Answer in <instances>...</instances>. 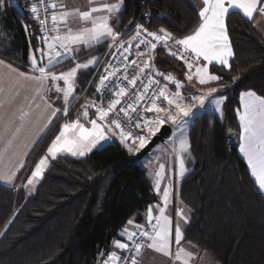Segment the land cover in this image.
<instances>
[{"label":"trees","instance_id":"16d2710c","mask_svg":"<svg viewBox=\"0 0 264 264\" xmlns=\"http://www.w3.org/2000/svg\"><path fill=\"white\" fill-rule=\"evenodd\" d=\"M138 2L123 0L114 24L120 35L134 23ZM200 9L199 0H153L148 29L181 39L198 27ZM25 14L39 35L33 14ZM9 23L24 38L19 21ZM226 27L233 58L229 67L210 66L221 77L215 86L225 98L223 118L205 112L189 129L190 172L178 189L190 217L184 240L214 264H264V194L233 138L240 130V94L264 96V35L238 12L229 14ZM153 58L157 71L187 79L186 67L166 50ZM16 188L0 184V264H102L128 221L158 201L135 154L120 144L84 158H57L31 196Z\"/></svg>","mask_w":264,"mask_h":264},{"label":"snow or ice","instance_id":"6c2138e0","mask_svg":"<svg viewBox=\"0 0 264 264\" xmlns=\"http://www.w3.org/2000/svg\"><path fill=\"white\" fill-rule=\"evenodd\" d=\"M40 4L43 5L44 0H40ZM88 4V10H81L79 8L69 9L62 3V0H49L44 11L47 13L49 8L53 9V11L50 17L45 16L44 19L40 18L38 6L33 4L31 12L34 18L43 26L41 30H45L47 27L45 21L50 18L52 26L47 30L55 33V35L42 38L43 42L47 45V52L38 50L40 51L41 58H38L35 54L30 56V72H20L18 69L12 68L10 64L6 66L10 71L16 72L17 76L23 77L27 81H34L38 85L36 88L37 95L40 96L46 108L51 109L52 118L56 117L57 113L61 111L65 116L68 115L67 105L69 98L75 90L78 71L94 65L97 63V59L93 57L87 60L86 63H76L68 71H60L59 73L51 69L65 58L76 60L77 56L75 54L82 51L84 47L91 48L93 45L101 43L104 39H111L113 42H116L117 37L120 35L119 30L113 26V18L116 21L119 20L120 16L117 14H122L123 0H117L115 3L109 2V0H88ZM202 4L203 6L198 12L200 23L190 35L176 39L172 33L166 31L164 28L159 29V32H152L148 31L141 24L133 26L135 28V36L132 37V40H139V44L136 45L137 48L140 45L147 46L149 53L156 49L157 43L168 47V42L172 41L177 51L170 50L169 54L182 60L184 65H186L188 69L185 73L187 80L192 81L195 78L199 84L204 85L217 82L221 79L218 75L210 74L208 65L215 62L222 66H229V58L233 56L227 35L226 16L231 11L236 10L242 12L250 20L253 18L254 13L258 12L264 15V0H202ZM58 8L63 10L56 11ZM72 19L80 22L78 28L74 29L71 26L70 20ZM142 33L145 36L142 37ZM131 43L132 41L128 42L129 48H125L123 44H120V48L124 52H128ZM45 55L47 56L46 64L42 61V57ZM121 55L123 56V53ZM137 55L139 56L141 53H137ZM123 59L127 60V56H123ZM152 59L153 57L149 55L148 59L142 62V67L137 65L140 73H144L145 69L151 68L154 76L162 77L165 81L173 83L176 89L179 90L184 87L173 75H165L157 71L154 65L150 64ZM131 63L136 64L137 62L132 61ZM2 64H4V61L0 60V65ZM105 71L107 75L99 78L97 92L105 88V82L116 76L121 69L113 68L109 64L105 68ZM123 80H126L129 85L135 87L139 76L133 75L129 79L127 74H123ZM61 82L63 83V87H61ZM154 85L157 88L148 98L149 106L145 110L157 115L152 120H144L143 127L147 129L150 135H154L167 122H171L176 126L180 134L179 148L177 150L179 174L183 176L185 167L182 154L188 151L189 144L187 138L184 137L181 125L187 123L184 118L189 117L193 113V108L197 104L203 107L206 99L218 90L212 88L201 95L193 96V103H185V98L181 95L180 91L171 92L167 84L160 87V81L152 78L150 75L148 82L143 84V91L136 96V100L138 102L144 101L149 89ZM52 90L57 94H63L64 104L62 108L53 107L47 98V93ZM127 95V88L119 87L114 93L115 98L109 102L107 108L91 103L90 107L95 108L96 118L94 119H88L89 112L88 108L85 107L81 116L90 124V127H86L81 122L80 117L74 121L65 122L59 129V134L55 136L50 146L47 147V154L39 158L38 162L35 163L34 170L31 171V176L27 179L25 187L34 185L43 176L48 166L49 158L55 159L57 158V154L62 152L70 153L73 156H84L100 144L101 141L110 138L109 134H118L120 142L125 145L129 152L138 151L140 148H143L147 142L145 136H134L131 131H125L118 119L109 118L110 113L114 112L117 109V105L121 103V98ZM165 102L166 106H164ZM220 103V100L216 101L218 110ZM240 104L241 108L237 109L241 128L240 152L247 160L250 174L258 185V189L264 192V96L257 95L254 91H246L240 94ZM129 110L136 111V108L132 104L119 108V112L123 113L125 117H128ZM161 113L164 115H160ZM27 115L28 113L26 112L22 113L21 119ZM51 122L50 118L48 123L50 124ZM135 127L140 128L141 124L138 122L135 124ZM137 141H139V145L137 148H134L133 145ZM23 167L24 165L20 164L16 171ZM163 173L164 165H160V170L155 173L157 178L155 188L158 193L160 192V181L163 178ZM15 176V171L10 174L0 172V180L6 183H12ZM170 199L171 185L163 189V206H157L159 214L153 216L151 207L147 210V228L143 225H136L138 233L136 231L129 232L127 229L123 230L121 234L127 235V239L132 241V248L129 247L128 243L114 242L115 247L118 249L128 251H133L134 249V255L122 257L113 251L107 254L102 264H139L137 257L145 247L170 257L173 264H192V260L194 259L193 253L181 245L183 232L179 220L173 226L172 218L166 214ZM177 216L187 222L183 209L177 210ZM153 221L155 222L153 223ZM128 223L132 224L133 221L129 220ZM134 237L137 239H134ZM173 237L175 244L174 252L172 250ZM138 239L139 242H137ZM101 255L104 254L102 253Z\"/></svg>","mask_w":264,"mask_h":264},{"label":"crops","instance_id":"0c3cea01","mask_svg":"<svg viewBox=\"0 0 264 264\" xmlns=\"http://www.w3.org/2000/svg\"><path fill=\"white\" fill-rule=\"evenodd\" d=\"M9 1L10 0H0V60L4 61V64L0 65V172H3L5 174H10L11 172L15 171L16 176H15V179L12 181V183H6L0 180V184L9 186V187H15L16 185L19 184L18 182H20L19 180L21 176L24 175V172L27 170L29 166L28 165L29 160L31 159L32 155H34L35 153L34 150H36L39 147L38 145L42 142L44 138L46 139L48 134H51V139L49 143L43 149L39 157L41 158L45 154L47 147L50 146L51 141L55 138L56 135H58L59 130L56 131L57 127H59L65 119L67 120L66 122H68L71 118H73L74 116H77V118L80 117L81 122L84 123L85 126L86 125L90 126V124H88L87 121L81 116V113L84 111L85 107H81L73 113L71 110L72 108L68 109L67 116H65L63 112L61 111L57 113L56 117L52 118L51 109L46 108L44 102L40 99V96L37 95L36 88L38 87V85L34 81H27L23 79V77L17 76L16 72H12L6 67L7 65L10 64L12 68L18 69V71L20 72H30V66H29L30 49L31 47H33V49L36 51V47H38L39 45V42H38L39 35L36 34V31L33 28V23L28 24L26 20L24 19V16L26 15L25 10L29 12L30 17L32 15V12H31L32 0H14L15 5L10 4ZM86 1H87V6L89 7L88 0ZM199 1L201 3V8H202L203 6L202 0H199ZM109 2L115 3L117 2V0L116 1L109 0ZM122 11H123V8H122ZM232 12H238L243 17H245L242 14V12L238 10L231 11V13ZM117 15L120 16L121 14L118 13ZM228 16L229 15L226 16V20ZM13 18L17 19L20 25L22 26L23 31H24V38L19 37L15 32H13L12 29H10L9 19L13 20ZM245 18L253 22L256 29L261 34L264 35V15H261L260 13L257 12V13H254V16L251 20L248 19L247 17ZM32 19L34 21L33 17ZM226 20H225V23H226ZM115 22L116 20L113 18V26ZM34 25H36L35 22H34ZM156 32H159V31H156ZM227 35H228V32H227ZM108 40L110 39H106L105 41H108ZM169 42H172V41H169ZM229 42H230V39H229ZM24 45H26V48H27L26 54L25 52H23ZM99 48L100 47H96L95 49L94 48L90 49L92 51H89L88 53H86L87 47L82 48V51L84 50L86 51L81 58L78 57L77 55L80 54L82 51L75 54L77 56V59L73 60L75 63H77L80 60L86 59L89 55H94V56L96 55L95 56L96 59L98 57L97 63L90 66L86 70L85 69L81 70V73H80L81 78L79 79V81L84 80L83 81L85 82L84 86L86 85L88 79H90V77L92 76L93 72L95 71L96 66L99 63V60L101 57V52ZM232 58L233 56L229 58V63ZM147 59L148 58H145L141 61L140 67L143 66L142 62ZM150 64L154 65V58L150 61ZM211 65L222 66V65L216 64L215 62H213V64ZM211 65H208L209 72H210ZM224 67H229V66H224ZM51 70L56 72V70L58 69H51ZM184 82H185V87H186L185 89L187 91L186 94H188L189 98H192L193 96L201 95L205 92H208L212 88L217 89L215 86L216 82H211V83L201 85L196 81L195 78L192 81H188L186 79ZM81 84H79L77 89H75L73 98L78 96V94L84 88L83 86L81 89H79V86ZM183 95H185V92L183 93ZM55 96H56V93H54V90L49 91L47 93V98L52 103L53 107L62 108L64 103H61L58 97H55ZM217 100L221 101L219 105V110L217 109V104H216ZM224 102H225V98L223 96L218 95L216 91L212 94V96L206 99L205 105L203 107H200L197 104V107L193 108V114H195L196 112L197 113L196 115L192 114L193 116L192 118H190L189 129H190L193 119L196 116L202 113H205V112H212L215 114V116L219 120H222ZM164 106H166V102ZM240 108H241V104H240L239 109ZM25 112L28 113V115L25 116L23 119H21V114ZM88 112H89L88 119L96 118L95 112H93L90 108H88ZM69 116H71V118H69ZM237 116H238V122H239L238 112H237ZM50 118L52 122L49 124L48 121ZM61 118H64L62 120V123H59V125H57V127L51 133V129L55 126V124ZM45 125H47V127H45ZM170 126L172 128V133H173L174 127L171 124ZM240 133H241V128L238 132L233 133V138L236 140L235 142L237 143L238 153L240 157L247 165L246 158L240 152V147H239L241 144ZM86 154L88 155L90 153L87 152ZM59 156L57 158H60ZM66 156H69V155H66ZM57 158L55 159L50 158L49 166ZM20 164H23L24 167L19 168V170L16 171ZM248 170L250 172L249 168ZM152 188L154 190L153 185H152ZM262 193L264 194V192ZM173 198H174V195H173ZM158 203H159V198L156 203L150 206L152 208L153 216H157L159 214L158 207H157L159 206ZM147 210L141 213L140 215L133 217L131 219L133 223L132 224L127 223L124 229H127L129 232H133L137 230L136 225H142L143 223L147 222ZM121 238H122L121 242L123 243H125L128 240L127 235H123V237ZM146 248L147 247L143 248L142 252ZM115 251L118 255H120L122 250L116 248ZM194 253L197 255L199 259L201 258L205 259L206 257V255L200 252L198 249L194 250ZM138 257H137V260H138ZM202 259L201 261L205 262ZM205 263L208 264L207 262Z\"/></svg>","mask_w":264,"mask_h":264},{"label":"rangeland","instance_id":"374dc122","mask_svg":"<svg viewBox=\"0 0 264 264\" xmlns=\"http://www.w3.org/2000/svg\"><path fill=\"white\" fill-rule=\"evenodd\" d=\"M114 1H116V0H114ZM9 2H10V4L15 5L14 0H10ZM62 3L64 5H66L67 8H69V9L79 8L81 10H88V6H87V1L86 0H62ZM62 10L63 9H60V8L56 9V11H62ZM70 23H71V26L74 29L78 28L80 26V22L78 20H75V19L70 20ZM38 40H39L38 41L39 45H38V47H36V51L33 49V47H31L30 56L35 54L38 58H41L40 51H38V50H43L44 52H47V45L40 38H38ZM105 40L106 39L102 40V42L105 41ZM101 43H99V44H101ZM99 44H95L91 48H87L86 50L88 51L90 49L96 48ZM86 50L82 51L77 56L81 58L84 55ZM95 56L94 55H89L86 59L80 60L77 63H86L87 60L92 59ZM97 59H98V57H97ZM42 61H43L44 64L47 63V56L46 55L44 57H42ZM75 64L76 63L73 60H69L68 58H65V59H63L61 61V63L55 65V67L52 68V69H58V70H56V73H59L60 71H68L71 67H74ZM59 65H60V67H59ZM68 65H70V66L66 67ZM81 70L78 71V73H77L75 89H77L78 85L81 84V82H82V84L79 86V89H81L84 86V83H85V82H83L84 80L83 81H81V80L79 81V79L81 78V74H80ZM88 81H89V79H88ZM180 82L184 85L183 88L179 89L181 95L185 98L184 102L185 103H193L192 98H189L188 94H186L187 91L185 89L186 88L185 87V82L184 81L183 82L180 81ZM85 86H84V88H85ZM61 87H63V83L62 82H61ZM74 92H75V90H74ZM74 92H73V95L69 98V103L67 105L68 109H71L73 107V104L76 101V97L77 96L75 98H73L74 97ZM184 92H185V95H183ZM55 97H59L58 99L60 100V102L64 103L63 102V94L62 93H59V94L56 93ZM196 107H197V105H196ZM196 113L195 114L192 113V114L196 115ZM192 114L189 117L184 118L187 121V123H184V124L181 125L182 130L184 132V137L187 138V141H188V144H189L188 151L182 154L183 155V159H184V167H185V172H184L183 176H181L179 174V160H178V155H177V150L179 148L180 134H179V131L176 129V126L173 125L171 122H167L164 125H170V124L173 125L174 131H173L172 135L169 138H167L164 142L159 143L148 155H146L145 157H143L141 159H137L138 166L146 171V176H147L148 180L150 181V183H152V185L154 187L155 193L157 194V196L159 198V203H158L159 206H163V202H162L163 189L165 187H168L169 185H171V199H170V203H169V205L167 207L166 214L169 215L172 218L173 226H175L176 221L179 220L180 227H181V230L183 232V236H184V232H185V230H186V228H187V226L189 224L190 217H189L188 209L186 207H184L178 200V189H179V186H180V183L182 182V180L190 172L189 161H190V156L191 155H190V139H189V125L190 124L189 123H190V118H192V116H193ZM160 115H163V114L161 113ZM63 119L64 118H61L55 124V126L51 129V133H52V131H54V129L57 127V125H59V123H62ZM76 119H77V116H74L68 122L74 121ZM66 121L67 120L65 119L63 121V123L59 127H57L56 131H58L60 129V127ZM164 125H162L160 127V129ZM87 126H89V125H86V127ZM152 126L154 127V125H152ZM158 131H156L155 134ZM154 135H150L147 130L145 131L144 136L146 137V140H147L146 144L152 139V137ZM109 136H110V138H108V139H106L104 141H101L100 144H98L95 148H93L88 153H92L93 151L101 149L104 146L109 145V144H120L123 148H125L128 151V149L125 147V145L120 142L118 134L117 135L109 134ZM50 139H51V134H48L46 139L44 138L42 140V142L38 145L39 147L36 150H34V152H35L34 155H32V157L30 156L31 159L29 160V164H28L29 166H28L27 170L24 172V175L21 176V178L19 180L20 182H18L19 184L16 185V187H17L16 188V192H20V190L22 189L23 192L25 194H27V196H31V195H33L35 193L38 185L41 183V181L44 178L45 174L49 170V167H50L49 166V162H48L47 168L45 169V171L43 173V176L37 182H35L34 185L27 186V187H25V185H27V179L31 176V171L34 170L35 163L38 162L39 157H40L43 149L47 146V144L49 143ZM146 144H145V146H146ZM138 145H139V141L135 145H133V147L137 148ZM141 149L142 148H140L138 151H133V152H129L128 151V152L131 153V154H135V157H136L137 153ZM32 154H33V152H32ZM46 154H47V150L45 151L44 155H46ZM57 155L58 156L61 155L59 157H72V158H78V157L79 158H84V157L87 156V154H85L84 156H79V155L73 156L70 153H66V152H62L61 154L58 153ZM66 155H69V156H66ZM160 165H164V173H163V178L160 181V192L158 193L156 188H155L156 179H157L155 173L160 170ZM109 183H110V180L107 182V184H109ZM173 195H174L175 199L173 198ZM173 199H174V201H173ZM178 209H183L184 216L187 218V222H185L183 219H180L177 216V210ZM123 230L120 232V236L121 237H123V235L121 234L123 232ZM181 245L183 247H185L186 249H188L190 252L193 253L194 259L192 260V264H206L205 262H207L208 264H214L207 257H205V259L201 258L205 262L201 261V259H199L197 257V255L194 253V250H197V249L193 245L186 243L184 241V237H183V240L181 241ZM113 246H114V248L116 250L115 243H114ZM172 250H173V252L175 251L174 237H173ZM138 261H139V264H173V261H172V259L170 257L165 256V255H163L161 253H157L154 250L149 249V248H146L139 255Z\"/></svg>","mask_w":264,"mask_h":264},{"label":"built area","instance_id":"2783aa9c","mask_svg":"<svg viewBox=\"0 0 264 264\" xmlns=\"http://www.w3.org/2000/svg\"><path fill=\"white\" fill-rule=\"evenodd\" d=\"M139 2V9L136 19L132 26L122 35L117 37L116 42H113L111 39L103 44L99 50L101 52V57L99 60L98 65L95 68L92 76L90 77L89 81L87 82L85 88L78 94L76 97V101L72 107V113L78 110L81 107L90 108L93 112H95V108L90 107L91 103H95L97 105H102L103 107L107 108L109 102L114 99V93L118 90L119 87H125L128 90V95L121 98V103L117 105V109L110 113V119H118L121 123V126L125 129V131H131L134 136L143 135L144 132L147 130L143 127L144 120H152L157 114L153 112H147L145 109L149 106V97L152 95L153 91L156 90L157 86H153L149 89V92L145 96L144 101H137L136 96L143 91V84L148 82V78L151 75L152 78L157 79L160 81V87L164 86L165 84L168 85L169 90L171 92H175L178 89L175 88V85L169 81H165L162 77H157L152 74L151 68L145 69L144 73H140L137 65L140 66L141 61L145 58H148L149 55L152 57L155 56L156 52L159 50H166L168 53L171 51H177V48L174 46L173 42H168V47H164L161 43H157V47L155 50H152L149 53V49L145 45H140L139 48L136 47L139 44V40H132V37L135 36V28L134 25H143L148 31L149 25L151 24V11L150 6L153 0H138ZM49 0H44V4H40V0H32V5L36 4L39 8V15L41 19H44L45 16H49L53 9L49 8L48 12L44 11V8L47 7ZM34 18V16H33ZM34 21L37 25L39 38L42 40L43 37H48L55 35V33H51L47 29L51 28V21L50 18L45 21L46 28L42 31V25L34 18ZM142 37L145 36L144 33L141 34ZM151 39V38H148ZM43 41V40H42ZM132 41L131 47L128 52H124L123 49L120 48V44H123L125 48H129L128 42ZM155 43V41H153ZM119 49V50H118ZM127 56V60L123 59V56ZM137 53H141V55H137ZM173 57V56H172ZM175 58V57H174ZM176 60L183 63L182 60L175 58ZM132 61H136V64H132ZM112 65L113 68H120L121 71L116 74V76L112 77L109 81H106V87L101 89L100 92H97V87H99V78L101 76L107 75L105 68L108 65ZM184 65V63H183ZM186 67V65H184ZM187 69V67H186ZM188 71V69H187ZM123 74H127L129 79L133 77V75L139 76V80L135 87H132L128 84L126 80H123ZM179 91V90H178ZM132 104L133 107L136 108V111L129 110L128 117H125L123 113L119 112V108L127 107V105ZM140 123L141 127H135L136 123ZM138 142V141H137ZM155 221H153L154 223ZM145 228L148 227V221L142 224ZM138 233V229L136 230ZM134 239H137L134 237ZM143 239V238H139ZM139 239L137 242H139ZM125 243L129 244V247L132 248V241L127 240ZM133 251L122 250L120 255L123 256H132L134 255Z\"/></svg>","mask_w":264,"mask_h":264},{"label":"water","instance_id":"95a60500","mask_svg":"<svg viewBox=\"0 0 264 264\" xmlns=\"http://www.w3.org/2000/svg\"><path fill=\"white\" fill-rule=\"evenodd\" d=\"M137 1V0H136ZM172 134V128L170 125H164L146 144L144 148H142L136 155V159H141L148 155L159 143L164 142L167 138H169Z\"/></svg>","mask_w":264,"mask_h":264}]
</instances>
